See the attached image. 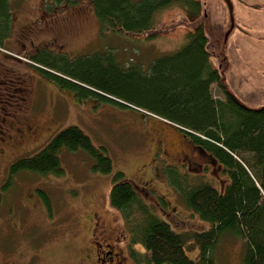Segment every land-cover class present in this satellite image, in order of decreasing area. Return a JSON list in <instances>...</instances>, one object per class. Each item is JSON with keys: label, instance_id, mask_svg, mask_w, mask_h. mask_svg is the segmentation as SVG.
<instances>
[{"label": "rangeland", "instance_id": "1", "mask_svg": "<svg viewBox=\"0 0 264 264\" xmlns=\"http://www.w3.org/2000/svg\"><path fill=\"white\" fill-rule=\"evenodd\" d=\"M202 1L204 9L196 22L203 25L212 61L220 63L221 83L245 107L264 108V0H231L234 25L227 37L228 7L223 0ZM9 5L13 31L0 48V125L9 128L0 133V264H95L90 241L93 215L104 220L109 232L122 230L129 239V228L109 204L113 174L118 171L138 185L143 202L174 232L207 230L211 225L190 212L163 170L165 165L182 169L181 158L188 155L184 159L196 163L193 169H184L204 174L221 189L227 178L216 161L199 154L175 125L150 108L115 97L125 106L95 96L76 98L72 90L45 77L37 68L42 65L32 59L111 53L119 65L141 64L147 73L153 59L186 42L193 22L184 19L185 8L174 4L159 13L155 28L161 33L147 38L100 31L91 0H9ZM221 89L214 83L211 94L223 99ZM6 101L21 104L14 123L30 120L29 115L23 117L26 106L37 104L34 134L20 139L9 119L3 121L11 109ZM72 126L104 148L111 172L93 171L91 157L80 149H62L61 174L9 173L12 162L37 153L57 132ZM215 246V264H243L242 238L225 232ZM196 254L197 249L188 252L193 259Z\"/></svg>", "mask_w": 264, "mask_h": 264}, {"label": "trees", "instance_id": "2", "mask_svg": "<svg viewBox=\"0 0 264 264\" xmlns=\"http://www.w3.org/2000/svg\"><path fill=\"white\" fill-rule=\"evenodd\" d=\"M101 30L155 38L161 33L156 18L172 5L185 8L184 19L193 22L186 42L175 52L153 59L148 72L141 64L122 66L115 56L91 54L68 58L34 55L41 73L59 87L72 90L76 98L95 96L125 106L114 99L133 101L150 108L178 128L192 144L224 171L227 183L217 186L203 175H192L174 165H165L167 183L180 194L193 215L211 225L207 230L174 232L151 211L138 185L113 174L109 204L130 230L132 260L136 264H215L212 251L225 232L244 240L243 264H264V109L242 106L220 82L218 66L212 61L203 25L196 22L203 11L202 0H91ZM196 22V23H195ZM13 31L9 0H0V48ZM221 87L224 98L211 94ZM113 97V98H111ZM62 149L88 154L93 171L112 170L109 156L89 136L72 126L61 129L37 153L21 157L9 173L34 171L40 175L61 174ZM197 249L193 258L188 252Z\"/></svg>", "mask_w": 264, "mask_h": 264}, {"label": "flooded vegetation", "instance_id": "3", "mask_svg": "<svg viewBox=\"0 0 264 264\" xmlns=\"http://www.w3.org/2000/svg\"><path fill=\"white\" fill-rule=\"evenodd\" d=\"M264 57V56H263ZM262 61V59L260 60V62ZM264 61V60H263ZM264 63V62H263ZM4 102V101H3ZM5 103H9V101H6ZM11 109L9 111H6V113H4V117H3V121L7 120V118L9 119V121L7 122L8 125L11 129L14 128L16 134L19 135L20 139H23V137L29 135V134H34L37 130V125L35 124V117L33 118L34 115V110H36V103H31L30 105L26 106L28 107V111H24L25 113L23 114V117H28L29 115V119L28 121H18V123H14L13 120L14 118L17 117V113H18V108L19 105H21L20 103H11ZM23 108H25L23 106ZM16 113V114H14ZM140 119V118H138ZM136 119V123H140L139 120ZM141 120V119H140ZM4 123V122H3ZM1 126V130L0 133L1 134H5L9 128H3L6 126L0 125ZM183 136L186 138V136L183 134ZM3 139V138H2ZM188 142H190L192 144V142L188 139ZM192 147L201 155H206V158L208 160H210V156L206 153L203 152L202 149H200L199 147H197L196 145L192 144ZM184 157H189L188 155H184ZM184 157L182 156L181 158V163L183 168L180 169L181 171H187L189 173H191L190 171L184 169V167H188V169H193L194 165L196 162H194L193 160H185ZM212 160V159H211ZM193 161V162H192ZM207 161V160H205ZM197 164H202L201 162L197 163ZM217 165H219L217 163ZM219 167L222 170V167L219 165ZM205 171V170H203ZM224 172V171H223ZM197 175H203L202 173H196ZM93 219L94 222L93 224L94 227H92L91 229L93 230V234L90 237V241L92 244V250L94 252V263L95 264H136V262L134 260H132V249L131 248V239H128L126 237L125 234H122V230L121 232L118 234L116 232H109L105 227H104V220L101 219L99 216L97 215H93ZM124 229V228H123ZM125 232V229H124ZM126 233V232H125ZM123 242H122V240ZM121 242L124 243L123 246L120 247ZM133 245V244H132ZM132 261V262H130Z\"/></svg>", "mask_w": 264, "mask_h": 264}, {"label": "water", "instance_id": "4", "mask_svg": "<svg viewBox=\"0 0 264 264\" xmlns=\"http://www.w3.org/2000/svg\"><path fill=\"white\" fill-rule=\"evenodd\" d=\"M223 2H224V4H225V6H227L228 7V12H229V16H230V30L227 32V34H226V37L228 36V33H230L231 32V29H232V27H233V25H234V18L232 17V10H233V6H232V2H231V0H223ZM205 16V15H204ZM207 48H208V45H207ZM217 66H218V69L220 68V63H219V61H218V64H217ZM220 75H221V72H220ZM221 82V81H220ZM232 94V93H231ZM233 95V94H232ZM233 97H235V96H233ZM235 99H236V97H235ZM237 100V99H236ZM238 101V100H237ZM238 103L239 104H241L242 106H244L245 107V105H243L242 103H240L239 101H238ZM247 107V106H246ZM247 108H249V107H247ZM250 109H253V108H250ZM257 109H264V108H257ZM257 109H254V110H257Z\"/></svg>", "mask_w": 264, "mask_h": 264}]
</instances>
